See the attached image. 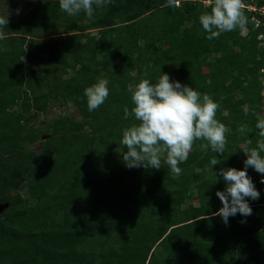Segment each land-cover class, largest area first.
Segmentation results:
<instances>
[{"label":"trees","instance_id":"1","mask_svg":"<svg viewBox=\"0 0 264 264\" xmlns=\"http://www.w3.org/2000/svg\"><path fill=\"white\" fill-rule=\"evenodd\" d=\"M179 3L112 0L88 19L42 0L8 20L0 40V264H264V175L246 170L260 193L246 198L250 216L225 225L215 215V193L227 187L220 170H245L242 150L261 139L251 123L264 119V27L244 9V36L237 29L209 40L193 20L208 6ZM160 72L208 94L228 129L224 154L202 152L197 141L179 179L163 158L159 170L122 159V132L136 123L123 118L131 90ZM100 78L109 96L89 112L84 90ZM55 106L65 109L47 119ZM245 124L251 131L242 135ZM213 156L221 163L211 169ZM15 191L25 195L12 198Z\"/></svg>","mask_w":264,"mask_h":264},{"label":"clouds","instance_id":"2","mask_svg":"<svg viewBox=\"0 0 264 264\" xmlns=\"http://www.w3.org/2000/svg\"><path fill=\"white\" fill-rule=\"evenodd\" d=\"M111 3L112 0H59V8L69 16H77L83 12L88 19H92L94 6L100 8ZM178 3L179 0H167L166 6L174 7ZM207 5V10L198 18L208 34L207 39H216L223 33L246 29V6L243 0H207ZM7 24V16H0V40L6 39L4 29ZM108 84V79L100 78L84 90L89 112L95 111L107 100ZM131 103V110L124 107L123 118L127 120L132 117L136 123L123 130L121 139V144L127 149L122 154V159L128 168L159 170L163 158L172 178L179 179L182 174L179 165L187 161L197 141H201L199 149L202 152L210 149L211 152L224 154L228 129L217 120L219 104L208 94H201L192 87L170 81L167 74L161 73L156 83L147 78L141 79L134 90H131ZM255 128L259 130L261 139L256 147H245L242 150L247 157L244 161L245 170L221 169L218 174L227 187L224 191L215 193L222 204L215 215L220 216L225 225L229 217L237 214L242 217L250 216L252 209L246 198L257 200L260 196L246 170L251 167L264 175V119H259ZM237 131L243 135L251 129L245 124ZM220 163L213 156L210 161L211 169Z\"/></svg>","mask_w":264,"mask_h":264},{"label":"rangeland","instance_id":"3","mask_svg":"<svg viewBox=\"0 0 264 264\" xmlns=\"http://www.w3.org/2000/svg\"><path fill=\"white\" fill-rule=\"evenodd\" d=\"M40 1H42V0H0V16H4V17L7 16L8 20H13V19L17 18L18 16L23 15L24 12L28 11L29 8L35 6ZM199 2L201 3L202 1H199ZM198 18L199 17H194L193 20L199 21ZM89 34L90 35H97V32L95 30H93ZM245 34H246V30H243L241 32V35L244 36ZM39 66H41L40 63L34 65V67H36V68H38ZM205 73H206V68H201V75L203 76ZM71 76H72V74H70V76H68V77H71ZM13 82L14 81H12L11 83H13ZM64 109H65L64 107H62V108L58 107V106L52 107L46 115L47 119L50 120L53 115L60 113L61 110H64ZM71 111L76 113L75 108H72ZM257 119H253V121L251 123L253 127L255 126V122L257 121ZM38 120L41 121L42 116L40 118H38ZM36 125L38 126L40 124L36 123ZM42 139H43V137H42ZM257 142L258 141L255 140L254 144L257 145ZM31 148L34 150L41 149V141H38L37 143L32 145ZM24 195H25L24 191H18V192L15 191V192L11 193L12 198L23 197ZM191 202H192V204L197 205V199L195 197L192 199ZM5 207H6V204L0 206V211L4 210Z\"/></svg>","mask_w":264,"mask_h":264},{"label":"built area","instance_id":"4","mask_svg":"<svg viewBox=\"0 0 264 264\" xmlns=\"http://www.w3.org/2000/svg\"><path fill=\"white\" fill-rule=\"evenodd\" d=\"M196 1L197 2L202 1L201 4H203L204 6H208L207 0H189V2H192V3ZM243 3L246 6L245 9L248 12L253 13L251 17V21L254 23V26L256 28L260 26L264 27V0H262V3L260 5L256 4V0H244ZM179 4L180 3H178L177 5ZM258 39L260 41L259 45L264 50V33L260 34L258 36ZM259 74L264 75V66L260 68Z\"/></svg>","mask_w":264,"mask_h":264}]
</instances>
